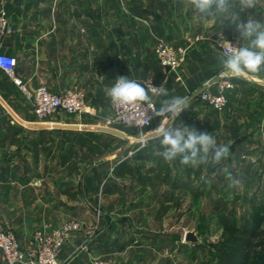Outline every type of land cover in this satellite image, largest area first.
<instances>
[{"label": "crops", "instance_id": "obj_1", "mask_svg": "<svg viewBox=\"0 0 264 264\" xmlns=\"http://www.w3.org/2000/svg\"><path fill=\"white\" fill-rule=\"evenodd\" d=\"M168 1L170 12L166 20L156 10V0H126L127 7L116 13L112 4L99 8V0H0V10H5L10 27L8 33L0 34V51L15 58L14 76L29 89L44 85L57 93L78 88L87 96V109L81 113H58L44 120L27 113L28 118L22 119L30 122L28 124L0 126V149L8 145L13 149L6 157L0 152V198L10 197V210L1 224L14 232L25 249L32 245L36 230L47 231L59 223L66 199L73 205V212H77L80 204L76 206V197L91 198L101 193L103 181L109 178L101 174L98 167L111 161L117 152L122 150L127 161L136 158L144 165L152 162L157 166L164 160L154 154L151 143L130 153L139 141L135 127L101 125L94 120L103 108L111 112L105 90L118 76L141 83L151 80L158 86L165 81L168 98L191 97L190 108L176 123L194 126L199 132L208 133L212 129L208 124L209 106L199 99L197 90L221 70L217 60L218 50L222 51L217 44L220 34L227 40L240 36L234 26L221 25V21L198 20L194 12L184 6L183 0ZM160 4L159 0L157 5L160 7ZM249 15L264 19V8L245 10L241 20L246 22ZM162 36H167L171 44L186 47L184 62L176 71L162 67L154 56L153 44ZM239 41L241 46L243 41ZM232 80L234 87L227 94L226 107L213 111L217 126L213 130L223 133L221 143L229 144L232 152L220 167L240 178L261 176L264 175V154L257 150V144L264 125V72ZM21 99L25 100L19 86L0 70V101ZM161 119L156 117L151 121L145 136L151 134L149 131L156 128ZM6 132L9 136L4 135ZM12 134L16 136L10 137ZM238 139L240 141L236 142ZM51 142L58 150L56 154L47 146ZM79 143L96 151L94 154L73 149L67 152L69 147L79 148ZM40 146L42 150L47 148V152L37 156L35 151ZM105 146L109 151L97 156ZM261 147L262 144L259 149ZM66 165H72L75 173L82 170L88 173L63 178L61 172ZM192 169L185 166L181 170L192 176ZM218 176L227 181L223 174ZM59 179L64 182L56 183ZM29 185L34 186L29 188ZM28 194L35 199H21ZM45 196L57 197V200L47 199L44 203L41 197ZM114 243L110 240L109 246ZM103 244L108 243L92 236L83 239L78 231L72 232L60 248L58 260L61 264H92V252L100 253L99 247ZM127 246L125 255L129 264L144 261V248L139 239L129 240ZM0 264H6L1 253Z\"/></svg>", "mask_w": 264, "mask_h": 264}, {"label": "rangeland", "instance_id": "obj_2", "mask_svg": "<svg viewBox=\"0 0 264 264\" xmlns=\"http://www.w3.org/2000/svg\"><path fill=\"white\" fill-rule=\"evenodd\" d=\"M145 1L148 0H143V2ZM160 1L159 7L157 5L159 0H156L155 8L162 13V18L168 20L170 1ZM105 4L108 6L112 4L115 13L121 12L123 7H127L126 0H99V8H104ZM152 6L151 8H153ZM166 37L162 36L165 41L169 42ZM238 39L243 41L240 37ZM157 41L158 39L155 44ZM103 105L105 107L106 102ZM107 107L111 109L110 102ZM213 111L215 110L209 107L210 123L208 124L212 129L208 133L213 134L217 142L221 143L223 133L213 130L214 127H217ZM27 113L34 114L30 103L26 100L0 101V126L28 124L30 122L22 119L23 117L28 118ZM99 114L101 116H97L94 120L99 121L101 125H124L122 123H107L111 112L106 108L99 111ZM56 115L58 116V114ZM34 117L38 119L35 114ZM4 135L7 136L8 133L6 132ZM12 135L10 137L16 136ZM79 144L81 145L79 148L78 146L76 148L69 147L66 149L67 152L73 149L80 153L83 152V154L86 151H91L94 154L96 151L95 148H89V145ZM260 144V142L257 144V150L264 154V148L259 149ZM47 146L54 154L58 151L52 142ZM12 150L8 145L6 148H1L0 152L3 153V157H6ZM106 151H109L108 146L101 147V152L96 155H104ZM35 152H37V156L45 155L47 148L42 150L40 146ZM120 152H117L111 161L98 167L101 168V174L105 173L109 178L103 181L101 193L91 198L76 197V206L80 204L77 212H73L71 208L73 205H69L70 203L66 199L63 208L64 214L59 215V223L54 226L56 228L64 222L75 221L78 223V228L72 232L78 231L83 239L92 236L101 238L104 243L107 242L108 244L99 247L101 248L100 253L92 252V264H129L125 255L128 252L127 242L137 239L144 248V261H140V264H212L214 255L211 245L225 241L230 236V233L224 231V224L220 217L221 212L228 220H234L238 225L241 224V216L244 213L253 222L262 219L261 226H264V175L252 173V177L242 178L241 187L229 188L228 182L219 178L218 169L211 165L192 167L194 174L191 176L181 170L185 166L181 165L178 160L173 162L161 160L163 163L161 162V165L157 166H154L152 162H147L144 165L138 163L136 158L127 161L122 150ZM64 167L65 170L61 172L63 178H68L69 175H75L77 178L80 173L81 175L88 173L84 172L85 170L75 173L71 170L72 165ZM205 179L211 182L206 183ZM62 182L59 179L56 183ZM29 186L32 188L34 185ZM96 187L98 186L96 185ZM223 188L226 189V196ZM21 199L25 201V199H35V197L28 194ZM41 199L46 203L47 199L57 200V197L47 198L45 196ZM69 201L73 202V198H70ZM9 202V196L0 198V223L2 224L10 210ZM88 202L94 206L93 209L90 208ZM106 213L111 216V222L105 226L106 220L103 214ZM191 230L197 235L198 243L184 239L185 233ZM110 240L115 242L112 246H109ZM195 244L202 248L198 249ZM105 249L110 251L106 252Z\"/></svg>", "mask_w": 264, "mask_h": 264}, {"label": "clouds", "instance_id": "obj_3", "mask_svg": "<svg viewBox=\"0 0 264 264\" xmlns=\"http://www.w3.org/2000/svg\"><path fill=\"white\" fill-rule=\"evenodd\" d=\"M183 3L198 20L221 21V25L234 26L243 39L241 46H234L220 34L217 41L222 49L217 54L220 76L241 79L264 72V19L257 20L249 15L246 22L241 20L245 10L264 8V0H183ZM105 95L118 109L138 116V124L143 127L156 117L162 118L159 125L149 131L150 135L141 136L138 141L141 149L151 143L154 154L166 162L178 160L181 165L191 167L211 165L218 169L217 174L225 176L229 188L242 186V178L220 167L232 155L229 144L218 143L213 134L199 132L194 126L176 123L190 108V96L168 98L165 81L157 87L151 81L141 83L127 76H118L112 86L106 88ZM205 182L211 181L205 179Z\"/></svg>", "mask_w": 264, "mask_h": 264}, {"label": "built area", "instance_id": "obj_4", "mask_svg": "<svg viewBox=\"0 0 264 264\" xmlns=\"http://www.w3.org/2000/svg\"><path fill=\"white\" fill-rule=\"evenodd\" d=\"M9 30L10 27L6 12L4 9H1L0 34L4 35ZM228 41L234 46H240L239 39L236 37H232ZM153 52L156 60L162 67L176 71L184 62L186 47L171 44L160 38L154 45ZM14 65L15 58L0 51V70L4 71L19 86L25 100L30 103L38 119L42 120L60 112L77 114L87 109V96L83 90L71 88L54 93L44 85H38L34 89H29L20 79L14 76ZM220 72L221 70L206 79L197 90L199 99L216 111H221L226 107L227 94L234 87L232 78L222 77L220 76ZM150 81L146 80L144 83ZM151 83L153 86L158 87L152 81ZM110 106L111 116L107 119V123H122L133 126L137 130L139 139L141 136H145V129L151 123L143 127L138 124V116H134L123 109H118L111 102ZM259 140L264 148V125L259 132ZM139 149L141 148L137 145L130 153L134 154ZM77 228V222L68 221L47 231L38 229L34 233L32 245L30 248L25 249L20 244L14 232L0 223V253L6 264H61L58 260L60 248L69 238L71 232Z\"/></svg>", "mask_w": 264, "mask_h": 264}, {"label": "trees", "instance_id": "obj_5", "mask_svg": "<svg viewBox=\"0 0 264 264\" xmlns=\"http://www.w3.org/2000/svg\"><path fill=\"white\" fill-rule=\"evenodd\" d=\"M220 217L224 231L230 233V236L225 241L211 245L214 255L212 264H264L262 219L253 222L243 213L242 222L238 225L234 220H228L223 212ZM195 245L198 249L202 248L198 244Z\"/></svg>", "mask_w": 264, "mask_h": 264}, {"label": "water", "instance_id": "obj_6", "mask_svg": "<svg viewBox=\"0 0 264 264\" xmlns=\"http://www.w3.org/2000/svg\"><path fill=\"white\" fill-rule=\"evenodd\" d=\"M239 141H240L239 139L236 140V142H239ZM103 217L106 220L105 226L110 224L111 216L106 213V214H103ZM184 239L186 241H189V242H192V243H198L199 242V239H198L197 235L195 234V232L193 230L186 232L185 235H184Z\"/></svg>", "mask_w": 264, "mask_h": 264}]
</instances>
